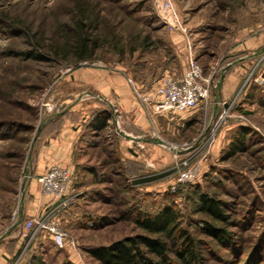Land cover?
Wrapping results in <instances>:
<instances>
[{
    "label": "rangeland",
    "instance_id": "1",
    "mask_svg": "<svg viewBox=\"0 0 264 264\" xmlns=\"http://www.w3.org/2000/svg\"><path fill=\"white\" fill-rule=\"evenodd\" d=\"M189 58L210 79L208 103L186 113L194 117L191 128L155 132L161 164L146 152L143 166L124 172L112 158L102 185L91 174L71 178L67 199L74 188L88 194L74 225L56 215L68 234L65 250L45 232L24 229L36 215L50 218L57 211L60 200L43 194L38 183L37 148L50 121L89 97L85 87L71 85L72 74L89 65L123 69L149 104L134 79L156 81L158 91L183 77ZM235 69L242 77L237 91L210 120L214 91ZM71 94L77 95L66 102ZM154 107L156 115L185 116ZM114 126L112 137L121 135ZM243 133L244 148L231 156V142ZM190 169L195 180L178 184ZM140 170L146 192L135 189ZM96 188L105 192L97 195ZM36 192L55 204L23 219ZM202 195L223 203L225 223L199 211ZM164 208L174 210L178 231L194 239L201 264H264V0H0V264H103L89 251L137 236L161 239L176 261V238L150 235L135 222L137 210L156 215ZM207 225L224 229L227 241L209 236Z\"/></svg>",
    "mask_w": 264,
    "mask_h": 264
},
{
    "label": "crops",
    "instance_id": "2",
    "mask_svg": "<svg viewBox=\"0 0 264 264\" xmlns=\"http://www.w3.org/2000/svg\"><path fill=\"white\" fill-rule=\"evenodd\" d=\"M178 39L173 40L176 45L182 43V39L180 37ZM81 68L72 74L73 77L69 80L73 81L71 85L74 87H85L89 97L87 101L77 99L72 102L70 108L50 121L48 128L41 133L35 170L38 176L43 175L49 168L58 166L67 168L72 174L73 181H79L83 175L91 174L96 178L97 185H102L106 177L107 163L112 161V158L122 164L120 169L123 172L131 164L143 166L144 162L141 159L146 157V152L151 160H156L157 165H160V161L157 160L163 155L161 150L163 146L151 139L155 132L158 134L163 130L168 133L171 131L180 133L191 128L194 118H191L192 116L185 114L184 117L170 118L153 112L152 105L156 101L155 93L158 87L156 81L153 83L147 81L143 84L140 80L134 79L136 85L144 89L140 88L141 95L150 99L148 104L134 93L129 84V79H132L130 72L123 69L113 72L97 65ZM234 72L236 69L226 75V78L219 82L217 91H214L215 98L210 111L208 110L210 120L215 119L222 108H227L224 101L236 93L242 77L239 76L238 71ZM76 95L71 94L66 102H71ZM221 102L224 103L221 105ZM240 102L241 100H237L233 105L239 107ZM105 114L110 116L109 127L102 129L98 125ZM116 122L118 125L116 127L122 134L112 137L116 130L114 126ZM105 133L108 135H106L108 141L104 140ZM104 147L108 149L105 151ZM139 175L133 176L139 179L135 189L146 192L147 176L141 170ZM84 189L89 191V187ZM76 191L74 188L69 192L68 198L71 199L72 204L58 213L63 225H74L85 212V207L79 201L88 193L83 191L84 193L76 194ZM104 192L102 188L95 190L97 195ZM54 202L36 192L33 205L21 213L20 217L26 219L34 216L39 210L43 211L46 207L53 206ZM60 204L59 201L54 208L59 209Z\"/></svg>",
    "mask_w": 264,
    "mask_h": 264
},
{
    "label": "trees",
    "instance_id": "3",
    "mask_svg": "<svg viewBox=\"0 0 264 264\" xmlns=\"http://www.w3.org/2000/svg\"><path fill=\"white\" fill-rule=\"evenodd\" d=\"M109 114H105L99 121V127L108 128ZM246 134L238 138V143L233 140L230 147L231 156L241 151L246 142ZM230 156V157H231ZM199 211L207 214L216 222H226L223 203L209 196L200 197ZM135 222L138 227L150 235H162L169 239L176 238L178 248L175 252L176 261L169 256V246L161 239L146 236L129 237L122 241L112 243L108 247H99L89 251L90 255L103 264H201V254L195 245L194 239L185 231H178L177 215L171 208H164L156 215H151L143 210L135 212ZM206 233L221 243L227 241V232L211 225L205 227Z\"/></svg>",
    "mask_w": 264,
    "mask_h": 264
},
{
    "label": "built area",
    "instance_id": "4",
    "mask_svg": "<svg viewBox=\"0 0 264 264\" xmlns=\"http://www.w3.org/2000/svg\"><path fill=\"white\" fill-rule=\"evenodd\" d=\"M173 26V25H172ZM181 29L180 23L175 26ZM184 31V30H183ZM188 68L180 79H169L159 88L156 94L155 109L162 113L185 115L197 109L202 103H208L210 95V79L203 77V71L198 62L188 59ZM71 172L66 168L51 167L46 174L38 177L43 194L53 195L60 200V208L50 218H43L39 214L24 223V229L34 232H45L54 245L61 250L67 247L68 234L65 233L56 215L68 208L72 203L67 199ZM195 171L187 170L178 179V184L193 182Z\"/></svg>",
    "mask_w": 264,
    "mask_h": 264
}]
</instances>
